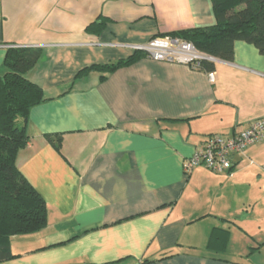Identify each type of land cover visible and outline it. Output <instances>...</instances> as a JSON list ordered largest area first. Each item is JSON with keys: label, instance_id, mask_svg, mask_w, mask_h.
<instances>
[{"label": "crops", "instance_id": "crops-1", "mask_svg": "<svg viewBox=\"0 0 264 264\" xmlns=\"http://www.w3.org/2000/svg\"><path fill=\"white\" fill-rule=\"evenodd\" d=\"M216 22L213 0H0V72L8 48H41L28 76L48 98L17 157L47 225L12 236L15 257L0 264H264V141L234 155L232 174L185 171L209 134L264 117V53L237 40L232 60L215 59V82L147 54L104 80L77 77ZM215 228L229 231L223 249L210 247Z\"/></svg>", "mask_w": 264, "mask_h": 264}, {"label": "trees", "instance_id": "trees-1", "mask_svg": "<svg viewBox=\"0 0 264 264\" xmlns=\"http://www.w3.org/2000/svg\"><path fill=\"white\" fill-rule=\"evenodd\" d=\"M217 22L208 27L181 29L167 33L194 44L202 53L221 60L234 58L237 40L254 44L264 53V0H213ZM106 21L88 26L91 33H99ZM41 48L12 46L8 48L3 70L0 72V262L15 257L11 237L37 232L47 225V203L43 195L21 172L17 157L30 140L28 124L32 108L48 98L40 85L28 73L42 57ZM144 50L117 62L93 64L81 69L77 77L92 70L107 74L129 65L144 56ZM197 68L214 71L215 62L200 60ZM107 73V74H105ZM210 135V134H209ZM49 140L61 149L62 135ZM229 231L215 228L210 247L225 248Z\"/></svg>", "mask_w": 264, "mask_h": 264}, {"label": "built area", "instance_id": "built-area-1", "mask_svg": "<svg viewBox=\"0 0 264 264\" xmlns=\"http://www.w3.org/2000/svg\"><path fill=\"white\" fill-rule=\"evenodd\" d=\"M135 49L144 50L148 57L155 60L175 61L193 65H200V60L215 61V57L200 52L193 43L173 35L156 36L148 43L135 45ZM209 80L215 82L216 72L210 71ZM264 141V117L249 123L241 131L231 136L212 133L196 148L194 154L185 161V171L194 166L203 165L207 169L232 174L234 155L242 153L252 144ZM264 169V166L262 167Z\"/></svg>", "mask_w": 264, "mask_h": 264}]
</instances>
